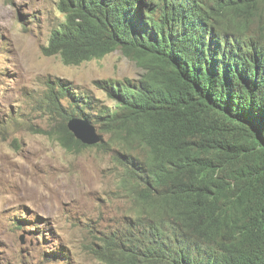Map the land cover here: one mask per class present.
<instances>
[{
  "label": "trees",
  "instance_id": "obj_1",
  "mask_svg": "<svg viewBox=\"0 0 264 264\" xmlns=\"http://www.w3.org/2000/svg\"><path fill=\"white\" fill-rule=\"evenodd\" d=\"M57 12L46 56L80 66L120 50L143 70L97 82L115 106L59 79L54 125L36 130L68 152L109 156L133 202L95 245L102 264H203L242 245L237 212L264 210V0H59ZM71 117L108 140L83 144ZM220 209L230 214L216 225Z\"/></svg>",
  "mask_w": 264,
  "mask_h": 264
},
{
  "label": "rangeland",
  "instance_id": "obj_2",
  "mask_svg": "<svg viewBox=\"0 0 264 264\" xmlns=\"http://www.w3.org/2000/svg\"><path fill=\"white\" fill-rule=\"evenodd\" d=\"M58 2L0 0V264H102L95 245L132 207L109 156L36 132L54 125L48 94L59 79L106 98L96 81L142 73L120 51L80 66L46 56L64 20Z\"/></svg>",
  "mask_w": 264,
  "mask_h": 264
},
{
  "label": "clouds",
  "instance_id": "obj_3",
  "mask_svg": "<svg viewBox=\"0 0 264 264\" xmlns=\"http://www.w3.org/2000/svg\"><path fill=\"white\" fill-rule=\"evenodd\" d=\"M117 51H120V50H117ZM117 51H115V52H117ZM115 52H113V53H115ZM113 53H111V54H113ZM111 54H109V55H111ZM109 55H107V56H109ZM107 56H105L104 58H106ZM58 58H60V57H58ZM104 58H102V59H104ZM102 59H94V60H102ZM127 59H129V58H127ZM130 61H132V60H130ZM141 71H142V73L140 74L139 78H137L135 80L140 79V77L143 75V70H141ZM126 79H134V78L127 77L124 80H121L119 82H123ZM109 80H112V79H109ZM100 81H108V80H100ZM113 81H118V80H113ZM97 82H99V81H96L95 84L98 86ZM98 88H99V86H98ZM103 92L106 94V98H101L100 96H97V95H94V96L101 98L102 101H104V103L106 105L115 106L113 101H112V99L110 98L109 94L107 92H105V91H103ZM89 93L92 94L91 92H89ZM73 119H82V120L89 121L95 127H96V125H100L98 123H95L94 121H91L90 119H86V118H83V117H71L69 122L71 120H73ZM96 129L98 131V134L101 136V141L98 144L106 142L108 140L109 136L106 135L105 133L101 132V127L99 128L100 132H99L97 127H96ZM83 144H85V143H83ZM98 144H95V145H98ZM85 145L90 146L88 144H85ZM95 145H92V146H95ZM89 149H92V148H89ZM196 173H197V176H198L199 179H204L205 178V174H207V172L201 170L200 167L196 168ZM119 192L121 193V196L123 198L127 199L128 201H130L132 203V207H133V202L122 193L121 180L119 182ZM215 213L216 214H215L214 223L216 225H219L221 223V219L225 215L228 216L230 214V211H229V209H224V210L220 209V210H217ZM128 214H131V212H129ZM130 216H132V215H125L123 217L122 221L119 222L117 227L114 230H112V231H115L116 229L121 228L123 226V224H124L125 218L130 217ZM237 217L239 218V220H240V222H241L243 227L246 225V223L244 222V217H246L247 220H248V227L246 228L248 233L242 234V236H243V244L240 245V246L234 247V248H230L228 250L219 251V253L216 255V259L213 262H206V263H203V264H264V210H262L257 215L251 210L240 209L237 212Z\"/></svg>",
  "mask_w": 264,
  "mask_h": 264
},
{
  "label": "water",
  "instance_id": "obj_4",
  "mask_svg": "<svg viewBox=\"0 0 264 264\" xmlns=\"http://www.w3.org/2000/svg\"><path fill=\"white\" fill-rule=\"evenodd\" d=\"M68 128L78 140L90 146L101 141V136L98 134L96 127L89 121L73 119L68 123Z\"/></svg>",
  "mask_w": 264,
  "mask_h": 264
},
{
  "label": "bare ground",
  "instance_id": "obj_5",
  "mask_svg": "<svg viewBox=\"0 0 264 264\" xmlns=\"http://www.w3.org/2000/svg\"><path fill=\"white\" fill-rule=\"evenodd\" d=\"M141 69V68H140ZM142 70V69H141ZM155 117V116H154ZM248 117V116H247Z\"/></svg>",
  "mask_w": 264,
  "mask_h": 264
}]
</instances>
